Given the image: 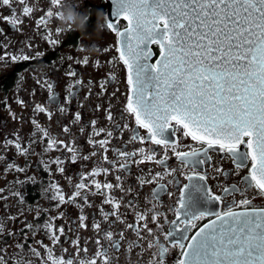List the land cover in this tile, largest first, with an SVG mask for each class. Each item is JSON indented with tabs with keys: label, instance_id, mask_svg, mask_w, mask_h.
Masks as SVG:
<instances>
[{
	"label": "snow or ice",
	"instance_id": "obj_1",
	"mask_svg": "<svg viewBox=\"0 0 264 264\" xmlns=\"http://www.w3.org/2000/svg\"><path fill=\"white\" fill-rule=\"evenodd\" d=\"M18 3L24 5L25 15L34 11V6H29L27 0H18ZM50 5L45 17L37 21L38 27L42 23L47 28L54 16L59 18V11H53V8L59 9L61 0H50ZM2 6L11 8L12 0H0V7ZM69 6L75 8L74 4ZM107 9V13L101 10V15L106 20L103 27L113 32L117 38L115 51L125 66L128 88L124 113L134 120L135 127L127 122L122 125L116 123L110 109L107 111V119L121 134L125 130L130 133L127 143L150 142L163 146L165 154L161 159H156L157 153L152 150L145 153L143 148L127 151L113 147L112 151L123 158V162L108 160L107 156L103 159L110 168L125 172L130 171L133 163L139 166L145 160L153 161L164 166V174H170L178 171L175 168L169 171L167 167V151L171 147L182 168H189L190 174H186L189 183L181 189L177 206H169L175 219L168 222L165 217L169 230L164 233L163 226L158 223L163 213L157 211L155 205L146 212H135V223L125 221V214L120 211L122 204L134 209V201L129 200L124 204L121 199L110 194L115 189L125 192L126 195L133 192L131 186L122 187L120 175L116 176L115 185L111 182L101 184L92 179L91 185L96 189L92 194L104 196L102 204L111 205L112 210L106 211L103 206L100 207L101 217L108 224L107 229L102 227L101 221L92 219L90 227L96 233L93 243L97 250L92 257L80 259L78 264H98V259L102 264H116V253L120 251L125 235L124 231L114 233L111 230L113 224L119 222L125 229L135 233L137 240L128 243L130 252L134 247L140 246L138 241L144 239V230L150 236L154 235L153 229L147 223L149 213L151 222L161 230L164 238V242H161L159 236H155L149 242L148 247L155 248L150 264H166L172 248L180 250L174 264H264V207H257L248 198L233 199L231 203L225 204L228 197H234L236 193L245 196L246 191L253 188L260 195H264V0H109ZM3 18L13 27L20 22L14 9L11 17ZM121 20L126 21V24L121 26ZM60 31L62 29H56L57 33ZM45 39L50 45L59 44L58 40L52 39L51 31ZM153 46L159 49L158 55ZM42 55L37 53L35 57L12 56L11 59L29 61ZM3 59L0 56V60ZM68 59L71 60L72 57L69 56ZM82 63L87 64L88 58L85 57ZM67 75L76 77L77 72L69 71ZM111 79L115 77L112 76ZM82 83L79 79L75 81L76 85ZM88 83L91 85V81ZM100 87L103 92L104 83ZM47 88L49 99H54L51 94L53 85L49 83ZM69 95L74 93L70 90ZM17 102L21 105L24 103L22 100ZM35 108L37 112H47L51 118L49 109L39 104ZM59 111L64 113L66 109L60 107ZM124 113L121 114V120H124ZM80 120L81 114L77 112L75 121ZM33 124L42 137L46 138V152L64 149L71 153L72 163H76L78 159L90 158L81 156L72 143L52 137L35 120ZM91 124L95 136L102 133L106 136L100 140L89 139L88 143L94 148L91 155H96L97 146L103 152H108L114 131L95 129V120ZM138 129H145L146 136H141ZM69 131L67 126L63 127L64 133ZM177 134L180 139L191 138L200 147L180 145L178 140L172 139ZM6 145H14L21 155L28 153V148L20 143L18 136L14 141H6ZM181 146L189 147L190 150L177 151ZM138 152L143 158L134 159ZM212 152L231 158L237 175L241 169L248 167L249 161L251 164L248 175L238 184L224 187L222 194H216L207 187L206 172L196 170L197 166L211 161ZM3 159L0 156V160ZM50 163L56 164L60 173L65 172L60 167L64 160L56 158ZM117 163L119 168L116 167ZM45 168L49 170L47 164ZM7 169L21 173L25 171L14 163H9ZM216 171L229 175L222 168H216ZM101 173L107 175L109 168L98 166L88 176L94 177ZM156 175L162 178L161 173ZM68 179L71 180L70 177ZM81 179H84L83 175ZM151 182L140 180L141 186ZM89 187L90 185L83 182L78 183L73 195L65 198L58 184H50L54 192L52 199L57 201V207L65 203H77L78 197L84 200V205L90 207L87 195L81 196V191ZM165 187L160 184L154 189L151 200H159ZM2 192L3 189H0V193ZM12 195L23 202L21 192H14ZM212 204L222 206L221 211H213L207 207ZM84 205H77L81 209L79 227L87 230L89 224L86 223L88 217L83 215ZM63 216L64 213H60L58 217H49L43 225L52 246L37 241L47 254L41 264H74V258L66 259L55 251L62 243L61 237L66 233L65 228L56 226L54 221ZM112 217L115 220L109 223ZM202 219H207V223L197 227L195 222ZM26 227L33 229L31 224ZM38 228L39 226L37 230ZM192 229H196L194 234H190ZM71 230L70 227L69 231ZM4 231L0 224V235ZM72 243L77 253L89 252V248L81 247L79 237ZM83 243L87 245L88 240ZM16 247L23 248V245L16 244ZM31 251L36 256L41 255L35 248H31ZM67 251L61 249V252ZM0 264H7L3 256H0Z\"/></svg>",
	"mask_w": 264,
	"mask_h": 264
},
{
	"label": "flooded vegetation",
	"instance_id": "obj_2",
	"mask_svg": "<svg viewBox=\"0 0 264 264\" xmlns=\"http://www.w3.org/2000/svg\"><path fill=\"white\" fill-rule=\"evenodd\" d=\"M68 3L74 4L75 9L88 15L89 21L86 31L68 28L67 25L58 17H53L47 28L41 23L37 26V21L45 17V13L51 7L50 0H27L29 6H34V11L25 15L23 13L24 5L18 3V0H12V7H0V224L3 225L4 233L0 235V256L4 257L7 264H41L46 257V251L37 241H43L45 245L52 246L46 230L43 225L49 217H58L64 213L63 218L54 221L56 226L65 228V236L61 237L62 243L55 249L57 255H64L67 259L74 258V264H78L80 259H88L96 252V246L93 240L96 233L91 229L90 224L93 218L101 221L102 227L107 229L108 224L104 223L100 214V207L103 206L106 211H111V205L102 204L105 199L96 192L95 186L91 185V180L103 184L111 182L116 184V176L120 175L121 185L124 188L131 186L133 192H125L115 189L110 194L121 199L124 204L129 200L134 201L135 208L122 207L120 211L124 213L126 222L135 223V212H146L148 209L156 206V210L163 213L158 219V223L163 226L162 231L166 233L169 230V224L165 223V217L170 222L175 219L173 211L169 206H177L176 201L180 197V191L189 181L186 174H190L189 168H182L179 160L173 154L171 147L167 151L169 157L167 167L178 169L175 173L164 174L163 165H158L153 161L145 160V163L137 166L131 165L130 171H116L110 168L109 164L104 161L103 157L107 156L108 160L123 162L112 151V148H121L127 151H134L143 148L145 153L149 150L157 153L156 159H161L164 154V147L153 145L150 142L140 144L139 142L127 143L130 133L125 130L122 134L115 129L113 124L107 119V111L110 109L118 124L129 123L135 127V122L127 113H124L128 88L126 83V69L118 59V53L115 51L116 36L105 27L98 28L97 23L106 25L105 18L101 15V10L107 13L109 0H68ZM13 9L19 18V23L13 27L11 23L3 17L12 16ZM53 8V11H59ZM109 19H111L109 15ZM126 21L121 20L123 26ZM60 28L62 31L56 32ZM51 31L52 39L59 41L57 45H50L45 36ZM105 49H108L105 51ZM154 51L159 54V49L153 46ZM37 53L43 55L29 61H13L12 56L31 55ZM72 59L69 60L68 57ZM87 57L88 63L83 64V59ZM80 61L81 63H78ZM99 62V63H97ZM76 71V77H69V71ZM114 76L115 79H111ZM79 79L83 83L76 85L75 81ZM91 81V85H89ZM52 84L51 94L54 99L50 100L49 89L47 84ZM104 83L105 90L101 92V84ZM70 90L74 95L70 96ZM18 100L24 103L21 105ZM70 101V102H69ZM39 104L51 111V118L47 112H37L35 106ZM60 107L66 111L61 113ZM98 109V110H97ZM81 114V120L75 121V114ZM124 113V120H121V114ZM15 117V118H14ZM46 129L52 137L58 140H64L72 143L79 150L81 156H89L88 160L78 159L76 163L71 162V153L64 149L59 151H45L47 146L46 138L37 131L33 121ZM95 120V129L104 128L105 130L114 131V137L111 144L108 145L109 151L103 152L98 146L95 148L96 155L92 156L93 145L89 144V139H105V134L100 136L94 135V129L91 122ZM67 126L69 133L63 132V127ZM141 136H146L145 129H138ZM20 138V143L28 148L26 155L17 152L14 145H6L8 140ZM172 139L178 140L180 145H189L199 148L200 144L191 140V138L180 139L179 134ZM189 147H178L177 151H189ZM211 161L197 166L198 172H206L208 179L207 187H210L216 194H222L224 187H231L248 175V167L239 171L237 175L235 164L231 158L223 156L219 152L210 153ZM60 158L64 163L60 165L65 169L64 173L57 170V165L50 163L52 160ZM143 158L141 153H137L134 159ZM14 163L24 168V172L8 170L7 165ZM49 166L46 170L45 165ZM98 166L109 168V173H101L94 177L88 176L89 173ZM119 168V163L116 165ZM190 167V166H189ZM216 168H222L229 175H224L216 171ZM161 173L162 178L156 174ZM84 176L82 180L81 177ZM68 177L71 178L69 181ZM32 178V179H29ZM152 181L145 183L143 186L140 180ZM23 181L24 183H17ZM90 185L86 190L81 191V196L87 195L90 207L84 205V200L77 198V203H65L57 207V201L52 199L54 195L50 184H58L65 198L72 196L75 192V185L78 183ZM160 184H164L165 190L159 200L152 201L153 190ZM14 192L23 194V202L13 196ZM171 193V195H169ZM248 198L257 207H264V195H260L257 190L249 189L245 196L236 193L234 197H228L225 204H229L233 199L240 200ZM84 205L83 215L88 217L86 223L89 224L87 230L79 227V216L81 209L77 205ZM213 211H221L220 205H208ZM112 217L109 223L114 221ZM144 222L142 221L141 224ZM147 223L153 229L154 235L150 236L147 230L142 232L143 240H139V247H134L128 251V243L137 240L134 232L125 229V226L116 222L113 224L112 231L118 233L124 231L125 239L121 241V248L116 253L118 259L116 264H150L153 259L155 248H149V242H152L155 236H159L161 242H164L161 230L151 222V213L148 214ZM197 227L207 223V219L195 222ZM27 224L33 225V229H28ZM37 226H39L37 230ZM71 227V231L69 228ZM196 229H192L190 234H194ZM11 233V234H9ZM26 234V239H25ZM79 237L81 247L89 248L88 253H77L73 241ZM119 239V237H116ZM171 239V238H170ZM88 240V244L83 242ZM16 244H22L23 248H17ZM31 248H35L41 253L36 256ZM61 249H67V252H61ZM179 248L170 249L166 264H174V260L179 256ZM98 264H102L98 259Z\"/></svg>",
	"mask_w": 264,
	"mask_h": 264
},
{
	"label": "clouds",
	"instance_id": "obj_3",
	"mask_svg": "<svg viewBox=\"0 0 264 264\" xmlns=\"http://www.w3.org/2000/svg\"><path fill=\"white\" fill-rule=\"evenodd\" d=\"M68 0H61V7L59 10V18L63 24L68 28H75L76 30L86 31L89 16L85 13L77 11L75 8L69 6ZM106 23V20H105ZM98 28H102L103 25L97 23Z\"/></svg>",
	"mask_w": 264,
	"mask_h": 264
}]
</instances>
